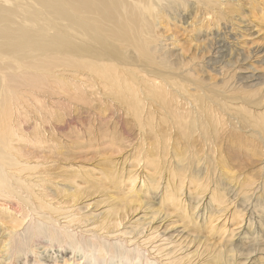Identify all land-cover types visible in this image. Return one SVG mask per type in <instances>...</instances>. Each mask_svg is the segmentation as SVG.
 Listing matches in <instances>:
<instances>
[{
    "label": "rangeland",
    "instance_id": "374dc122",
    "mask_svg": "<svg viewBox=\"0 0 264 264\" xmlns=\"http://www.w3.org/2000/svg\"><path fill=\"white\" fill-rule=\"evenodd\" d=\"M185 1V8L170 14L151 0L156 9L148 23L158 47L177 65L199 74L195 79L202 83L225 94L236 91L240 99L253 100L259 92L264 106V0ZM219 44L227 50L216 53ZM80 61L56 58L25 78L5 71L4 79H15L5 83L6 99L0 102L6 111L0 118L12 129L7 142L13 135L10 144L23 158L41 162L58 179L63 177L61 167L73 164L90 177H77L78 183L100 187L95 194L100 212L112 205L115 215L127 212L129 178L145 177L136 186L145 205L138 217L143 221L153 212L158 219L166 218L173 237L150 240L144 247L166 264H215L214 256L226 249L228 226H240L243 233L234 237V251H226L231 259L227 264H264L263 138L252 126L227 121L212 139L219 150L212 151L211 141L207 144L197 133L183 135L175 117L157 103L150 124L142 126L124 103L97 84L96 71ZM134 66L140 67L141 61ZM227 80L235 90L225 87ZM192 81L186 86L195 92ZM233 183L241 186L240 195L248 192L250 198L232 200L228 190ZM196 214L198 221L192 220ZM225 219L230 221L226 226ZM36 247L44 250L42 244ZM185 248L196 259H181ZM174 253L179 257L168 259Z\"/></svg>",
    "mask_w": 264,
    "mask_h": 264
},
{
    "label": "bare ground",
    "instance_id": "6f19581e",
    "mask_svg": "<svg viewBox=\"0 0 264 264\" xmlns=\"http://www.w3.org/2000/svg\"><path fill=\"white\" fill-rule=\"evenodd\" d=\"M134 1L0 0V102L6 99L5 83L15 81L12 76L4 79L7 70L25 78L32 70L41 72V66L56 58L72 62L89 58V63L80 62L96 71L97 84L124 103L142 126L150 124L151 109L157 103L175 117L183 135L197 133L207 144L211 141L208 148L212 151L219 150L211 145L212 139L227 121L252 126L264 141V106L259 92L253 100L240 99L236 91L225 94L211 83L195 79V71L177 65L170 53L158 47L148 23L156 9L151 0ZM157 3L170 14L186 7L185 0ZM225 46L217 45L216 53L226 51ZM137 60L140 67L134 66ZM191 81L195 92L187 89ZM225 84L235 90L230 80ZM5 113L0 109V116ZM11 130L0 118V264H166V259L144 247L150 240L173 237L168 235L167 219H158L148 207L145 211L150 216L143 221L138 217L145 205L136 186L145 177L129 178L133 194L125 204L130 207L127 212L115 215L113 205L100 212L96 208L101 200L95 198L100 187L77 182V177H90L70 164L61 167L63 177L58 179L41 162L23 158L10 144L13 135L7 142ZM240 188L236 184L227 187L232 200L250 198L248 192L240 195ZM196 209L200 210L198 201ZM201 212L205 214L206 208ZM192 220H199L197 214ZM227 223L230 221L225 219L224 225ZM226 228L230 237L225 251L214 256L215 264L231 261L225 253L234 251L237 243L233 239L243 233L240 226ZM37 244L45 251L37 249ZM188 250L183 249L181 259H196ZM175 253L168 259L179 257Z\"/></svg>",
    "mask_w": 264,
    "mask_h": 264
}]
</instances>
